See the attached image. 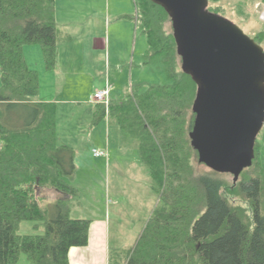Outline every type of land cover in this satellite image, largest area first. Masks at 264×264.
I'll return each instance as SVG.
<instances>
[{"label": "trees", "instance_id": "16d2710c", "mask_svg": "<svg viewBox=\"0 0 264 264\" xmlns=\"http://www.w3.org/2000/svg\"><path fill=\"white\" fill-rule=\"evenodd\" d=\"M136 2L134 19L148 43L144 64L163 72L168 84L128 91L108 109L101 105V112L137 142L160 201L136 245L110 250L109 264H264L260 146L256 143L253 166L237 184L229 186L224 174L213 171L197 174L198 153L189 137L197 85L182 70L167 12L150 0ZM209 2L208 11L222 16L221 0ZM249 2L254 6L258 0ZM263 35L254 38L261 46ZM70 41L58 28L57 0H0V264H17L22 255L29 264H70L72 248L89 244L93 222L72 218L70 199L79 197L70 184L75 151L59 144L57 106L38 102L39 73L24 54L25 47L39 45L52 72L59 45ZM43 189L69 199L45 206ZM25 221H33L35 229L43 226L45 233L19 235Z\"/></svg>", "mask_w": 264, "mask_h": 264}, {"label": "rangeland", "instance_id": "374dc122", "mask_svg": "<svg viewBox=\"0 0 264 264\" xmlns=\"http://www.w3.org/2000/svg\"><path fill=\"white\" fill-rule=\"evenodd\" d=\"M252 3L249 0H221L219 6L224 9L222 17L238 25L246 35L254 39L260 32H264V21L261 20L264 2L258 0L251 6ZM90 7L95 8L94 23L102 44L100 43L98 51L91 54L89 69L85 73L76 71L75 57L71 55L68 56V63L62 71L48 73L39 45L25 47L24 54L28 66L39 73L40 89L44 88V97L55 99L52 101H55L57 106L59 144L71 147L76 153L77 170L70 184L78 191L79 197L70 199L74 209L73 217L87 220L104 219L107 224L108 248L129 251L143 233L160 201V196L154 188V181L147 167L142 162L137 142L124 135L115 118L103 115L102 112L95 116L92 111L94 105L90 104L89 96L91 93L94 95L97 90H103L107 83H110L113 86L111 98L119 101L125 98L128 91H136L138 87L149 89L164 86L168 84V80L160 70L143 64V55L148 48L147 39L133 22L132 28H136L138 37L137 51L134 50L136 43L134 44L133 36L130 41L125 33L121 37V44L116 41L115 29L119 22H122L118 20L117 15L131 8L132 15L137 16V19L139 17L133 0H57V9L66 8L80 12L66 15L68 24L82 23L85 19L84 13ZM239 9L243 10V15L239 14ZM77 43L78 41L75 44ZM119 47L122 53L130 54L128 64L122 68L115 64L114 53ZM262 47L264 48V40ZM81 52H84V48ZM133 52L135 57H131ZM75 86L80 87L78 97L71 93ZM73 101H76V104H73ZM85 102L87 106L79 109L80 103ZM257 144L260 146V161L264 167V128L257 138ZM94 150L105 152L106 156L95 157ZM193 164L198 175L212 172L200 164L196 157ZM222 179L229 186L234 185L232 175L224 174ZM223 194L229 196L226 190ZM40 196L44 199L42 204L45 206L53 205L60 197L69 199L50 189L41 190ZM237 203L248 207L247 203L240 200ZM34 225L33 221L23 222L18 234L24 236L45 233L43 226L35 229ZM17 264L29 262L26 256L22 255Z\"/></svg>", "mask_w": 264, "mask_h": 264}, {"label": "water", "instance_id": "95a60500", "mask_svg": "<svg viewBox=\"0 0 264 264\" xmlns=\"http://www.w3.org/2000/svg\"><path fill=\"white\" fill-rule=\"evenodd\" d=\"M150 1L169 15L182 70L198 88L189 137L199 163L237 184L264 128V48L209 12V0Z\"/></svg>", "mask_w": 264, "mask_h": 264}, {"label": "crops", "instance_id": "0c3cea01", "mask_svg": "<svg viewBox=\"0 0 264 264\" xmlns=\"http://www.w3.org/2000/svg\"><path fill=\"white\" fill-rule=\"evenodd\" d=\"M133 2L137 14L138 12L137 2L136 0H133ZM94 11L95 8L90 7L88 11L84 13V18H85L84 21L78 25H73V24H68V22L65 20L66 15H69L71 13L79 14L80 12H76L75 10H67L66 8H62V10H59V8L57 9L58 28L61 32V37L63 40L65 39V37H70L71 41L63 42L59 45L57 67L54 71L48 73H57L56 72L57 70L62 71L64 65L68 63V56L70 55L75 57L74 64L76 65V71L78 73H85V71L89 69V61L91 58V54H93V52L98 51L100 49V43L102 44V41L97 36V28L94 23V18H95ZM117 17L119 21H122L119 22V24L116 26L115 29V37L117 39L116 40L117 43L121 44V42H123L121 37L123 36V34L126 33V37L130 41L132 40V36H133L134 44L136 43L134 50L136 49L137 51L138 37L136 35L137 34L136 28L140 29V27H138L137 20L134 19L135 17L131 13V8L129 9V11H125V13L118 14ZM126 22H128L129 24L126 25L125 24ZM132 22L136 25V28L135 27L132 28V24H131ZM76 34H79V36ZM76 41H78L77 44H75ZM82 48H84V52H81ZM75 50L76 52L74 53ZM114 54H115V64H117L118 68H122L124 65L128 64L129 62L128 60L130 59L129 58L130 54L127 52L122 53L121 47H119V49H116ZM42 55H43V51H42ZM132 55L131 57H135V52H133ZM144 55H143V59H144ZM79 88H80L79 86H75L71 91V93L75 97H78L80 95ZM43 90L44 88L40 89V96L38 102L56 103L55 101H52L55 99H46V97H44ZM92 95L93 93H91L89 96V102L90 104L94 105L92 111H94L95 116H97L98 114L101 113L102 107L101 104H94L91 102ZM73 104H76V101H73ZM86 106H87L86 102L80 103L79 109H81V107H86ZM73 213H74V209L72 208V218H74ZM74 219H83V218L76 217ZM91 221L93 223L90 227L89 244L87 247L72 248L69 255L70 264H109V253L111 249L108 248L106 221L101 218H97ZM95 226H96V232L98 233L96 236H94L92 232L93 229H95Z\"/></svg>", "mask_w": 264, "mask_h": 264}, {"label": "built area", "instance_id": "2783aa9c", "mask_svg": "<svg viewBox=\"0 0 264 264\" xmlns=\"http://www.w3.org/2000/svg\"><path fill=\"white\" fill-rule=\"evenodd\" d=\"M261 20L264 21V13L261 15ZM112 91L113 86L110 83H107L103 90L98 91L91 96V102L94 104L104 105L108 109L112 100ZM94 156L104 157L106 156V153L94 150Z\"/></svg>", "mask_w": 264, "mask_h": 264}, {"label": "bare ground", "instance_id": "6f19581e", "mask_svg": "<svg viewBox=\"0 0 264 264\" xmlns=\"http://www.w3.org/2000/svg\"><path fill=\"white\" fill-rule=\"evenodd\" d=\"M93 235L96 236L98 233L96 232V226H95V229H93Z\"/></svg>", "mask_w": 264, "mask_h": 264}]
</instances>
